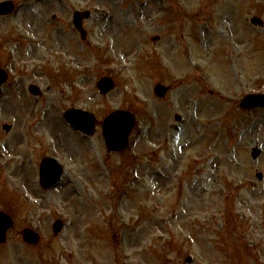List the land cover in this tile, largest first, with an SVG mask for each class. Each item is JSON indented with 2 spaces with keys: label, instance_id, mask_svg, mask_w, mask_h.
Returning <instances> with one entry per match:
<instances>
[{
  "label": "rangeland",
  "instance_id": "obj_1",
  "mask_svg": "<svg viewBox=\"0 0 264 264\" xmlns=\"http://www.w3.org/2000/svg\"><path fill=\"white\" fill-rule=\"evenodd\" d=\"M14 2L25 8L0 19V67L16 74L0 92V212L16 225L0 264H264V110L239 109L264 93V29L250 24L264 21V0ZM96 10L87 29L97 56L77 58L72 15ZM104 77L116 82L107 97ZM158 84L172 88L165 100ZM72 109L96 116L92 138L64 122ZM120 110L138 127L129 150L111 155L101 126ZM48 157L65 170L52 191L40 185ZM6 193L23 215L4 205ZM58 220L66 227L55 236ZM30 224L37 246L23 242Z\"/></svg>",
  "mask_w": 264,
  "mask_h": 264
},
{
  "label": "water",
  "instance_id": "obj_2",
  "mask_svg": "<svg viewBox=\"0 0 264 264\" xmlns=\"http://www.w3.org/2000/svg\"><path fill=\"white\" fill-rule=\"evenodd\" d=\"M87 16L77 15L76 23H80L82 18ZM253 24L262 25L257 19H254ZM5 81L4 77L0 75V85ZM100 90L104 95L108 94L114 89V84L112 81L106 79L103 80L99 85ZM167 93V90L158 86L156 88V95L160 98H163ZM244 109H254L257 107H264V96H250L247 97L242 105ZM85 116L88 120V126H81L80 122L77 121V118H81L79 115ZM68 121L78 130H85L86 133L90 134L93 132V129L96 125V122L90 115L83 114L80 112H72L66 116ZM83 119V118H82ZM134 127V118L126 112L116 113L108 118L104 126V136L107 141L108 148L112 152H118L121 149H125L127 146V140L131 129ZM260 156V152L255 150L253 153L254 159ZM62 170L59 166L53 163L51 160L44 162L42 166L41 179L42 184L45 189L52 188L61 178ZM261 178V177H260ZM56 233L60 232L62 229L61 223L56 225ZM29 243H37V238L34 234L29 233L27 237Z\"/></svg>",
  "mask_w": 264,
  "mask_h": 264
}]
</instances>
